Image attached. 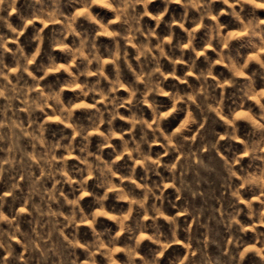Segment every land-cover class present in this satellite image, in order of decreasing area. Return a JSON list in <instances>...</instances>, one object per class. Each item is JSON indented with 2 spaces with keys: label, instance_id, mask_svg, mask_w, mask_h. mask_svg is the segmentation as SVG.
I'll use <instances>...</instances> for the list:
<instances>
[{
  "label": "rangeland",
  "instance_id": "374dc122",
  "mask_svg": "<svg viewBox=\"0 0 264 264\" xmlns=\"http://www.w3.org/2000/svg\"><path fill=\"white\" fill-rule=\"evenodd\" d=\"M110 3L112 0H105V3L92 0L89 8L84 0H14L12 7L5 4L0 11L5 17L0 20V91L3 92L0 95V211L8 218L0 219L3 232L0 242L11 243L18 264H91L93 258L96 264H127L126 248L130 246H137L135 259L148 264L153 259L160 264H264V220L261 219L264 192L258 186L264 176V161L259 159L264 156V148L259 147L264 145V130L258 127V123H264L261 118L264 112L261 108L264 105V47H259L256 39H247L245 31L236 26L237 21L225 11L229 3L216 0L213 6L214 11L220 13L221 22L229 25L221 32L223 44L219 48L215 43H206L211 37L204 23L210 21L192 23L199 16L195 9L188 11L183 28L179 23L174 24L175 39L187 41V29L196 33L194 43L198 51L192 53L186 48L185 60L195 55L198 67L206 68L205 55L213 59V73L208 80L211 85L209 103L214 110L203 119L201 131L206 140L217 143V148L209 151L205 147L202 155L191 161L185 160L181 152H167L163 160L173 168L161 167L160 175L148 174L150 181L163 187V199L156 201L163 205L164 211V215L156 216L159 239H156V228L149 227L147 231L137 228L133 233L118 225L120 206L126 207L127 201L112 198L115 185L106 190L98 188L91 172L80 171L86 167L79 151L81 137L72 131V121L65 120L55 101L49 99L43 103L41 93H61L65 106L74 101L71 104V111L75 113L73 119L86 126L90 124L88 116L94 111L92 96L78 99L79 88L71 83L69 74V66L75 72L79 61L68 49L80 47V37L71 29L81 35L91 33L89 40L93 36L96 38L105 71L113 77L111 53L116 48L115 40L106 30H95L98 26L86 19L92 13L104 23L111 22L113 28L124 31L126 26L120 24L115 13L107 7ZM148 7L152 16H144L141 25L145 31L149 27L156 29L154 42L156 34L167 38L165 21L175 17L179 22L185 16L182 0H171L166 13L165 0H153ZM158 13L162 15L157 27L154 17ZM146 38L138 36L137 39ZM120 43L127 47L130 57L135 55V41L125 43L121 40ZM224 53L232 58V68L228 60L221 58ZM163 64L166 71L171 70L167 59ZM121 68L125 83L133 81L132 72L123 63ZM185 68L177 61V75H187L188 80L167 76V90L200 88L201 82L196 75L186 72ZM96 78L93 73L87 80L94 82ZM80 79L83 81L85 77ZM102 83L106 86L108 82ZM128 94L126 87H121L117 93L122 97ZM156 98L168 101L165 95ZM96 103L103 106L98 97ZM120 111L128 115L127 108L122 107ZM168 124L173 131L179 127L173 117L168 119ZM120 126L129 125L117 119L116 127ZM107 127L102 124L99 129L89 128L90 151L96 152L101 133ZM226 131L233 135L226 136ZM127 135L125 133V138ZM112 142L119 144L120 137L113 136ZM68 144L74 146L73 150L69 151ZM199 144L197 139L193 150ZM187 147L184 145V151ZM152 149L154 153L164 151L160 144H153ZM112 151L111 146L105 147L103 158L111 160ZM25 153L31 155L25 157ZM60 157L66 161V175H52L55 169L63 166ZM131 163L126 156L119 159L116 181L128 173ZM143 175L137 163L133 180L139 183ZM81 179L88 185L87 192L79 190ZM105 191L109 199L104 208L96 203L94 196L85 195ZM234 192L239 195H233ZM77 196L82 212L77 213L74 223H68L66 217L73 210L68 201ZM249 200L252 201L251 209ZM171 217H175V224ZM139 220L146 225L152 224V214L146 212ZM131 224L137 225V219ZM0 257L16 264L6 248H0Z\"/></svg>",
  "mask_w": 264,
  "mask_h": 264
},
{
  "label": "clouds",
  "instance_id": "9594fccd",
  "mask_svg": "<svg viewBox=\"0 0 264 264\" xmlns=\"http://www.w3.org/2000/svg\"><path fill=\"white\" fill-rule=\"evenodd\" d=\"M87 7H92V0H84ZM153 0H112V3L107 7L115 13L117 20L120 24L125 25L124 31L112 27V23H104L103 19H98L95 14L89 13L86 19L91 24L98 26L95 30H106L107 34L112 36L115 40L116 48L111 53V59L115 75L109 77L105 71L104 58L97 50L96 38L93 36L89 40L91 33L81 35L75 29L71 31L80 37V47L69 48L68 51L72 52L79 61L77 71H71L69 66V74L71 83L77 84L79 92L78 99H84L89 95L92 96L93 103L91 107L94 111L89 113V125L77 123L74 120L75 113L71 111V104L74 101H69L65 106L61 99V93L52 95H45L41 93L43 103L46 104L49 99L55 101L57 109L64 116L65 120L72 121V131L81 137V145L79 151L82 154V161L86 165L85 168L80 169L82 173L91 172L97 180V187L107 189L111 185H115L112 193V198L120 201H127V206H120L121 215L116 219V223L120 225L125 231L135 232L139 230L147 231L149 227L156 228V239H159V226L156 223L157 214L164 215L163 205L157 204V200L163 199V187L161 184L150 181L149 173H156L160 175L161 167L172 169L173 165L165 163L163 156L167 152H181L185 160L191 161L195 156L202 155L205 147L209 151L217 148V143L208 141L202 133L204 128L203 119L213 111V105L209 103L211 93L209 91L211 85L209 83V76L213 73V59L205 55L204 59L207 61L206 68H200L197 64V57L193 55L188 60H185V49L190 52L196 53L198 51L196 44V33L191 29L188 32L187 41L183 39H175L174 24L179 23L181 28L184 27V22L188 19L187 13L191 9H195L199 14L197 19H193V24L204 23V27L209 30L208 35L211 39L206 41L207 44H216L217 48L223 44L222 30L228 29L229 25L222 23L220 20V13L214 11V4L216 0H182L185 9V16L179 22L173 17L172 20L165 21L168 25L167 38L156 34V40L153 41V35L156 33L155 28H147L145 31L141 25V20L144 16H152L149 11V4ZM171 0H165V13L167 12V5ZM224 3H229L230 7L225 9L237 21L236 26L242 31H245L247 39L258 40V46L264 47V4L262 0H222ZM5 4L12 7L14 0H0V11H3ZM162 14H156L157 27L160 24ZM215 17L214 20L211 18ZM5 19L0 15V20ZM10 26V25H9ZM138 36H146V39L138 40ZM175 39V43L173 40ZM125 43L135 41L136 52L133 57L129 56L127 47H122L120 41ZM90 45V47H89ZM187 45V46H186ZM67 47V46H66ZM87 48V51L85 49ZM178 51V55L176 54ZM222 59L229 61V67H233L232 58L226 53L222 54ZM167 59L171 64V70L166 71L164 68L163 60ZM177 61L186 66V72H192L196 78L201 82L199 89L192 87L191 91L176 87L172 90H167L166 80L167 76H172L176 80H188L187 75H177ZM124 64L129 71L132 72L134 80L125 83L122 79L121 64ZM82 65V67L80 66ZM94 65V67H93ZM96 75L94 82H89L87 77ZM81 77H85L81 81ZM107 81L105 86L102 82ZM143 85V87H141ZM63 87V85H61ZM121 87L128 89V96H118L117 93ZM0 95L3 92L0 91ZM165 95L168 101H159L156 97ZM97 97L103 102V106L96 103ZM144 105L148 108L145 109ZM195 105V108H193ZM40 107V104L36 105ZM124 107L128 109V115H123L120 109ZM264 109V105H261ZM150 110V111H149ZM179 114V115H177ZM174 118V121L179 122V127L173 131L169 127L168 119ZM261 118L264 119V112L261 113ZM117 119L127 121L128 127H116ZM102 124H106L107 130L101 133L102 139L97 144L96 152L90 151L91 137H89V128L99 129ZM175 125L173 124V127ZM258 127L264 130V123H258ZM127 133V138H125ZM192 133H195L193 135ZM226 136L231 137L233 133L225 132ZM113 136L120 137L119 144H113ZM2 139V137H0ZM200 140V144L193 150V144ZM160 144L164 151L153 152L152 145ZM184 145H187V151H184ZM107 146L112 147V159L105 160L103 158V149ZM73 145L68 144L69 151L73 150ZM259 147L264 148V145ZM51 151V150H50ZM25 157L31 154L25 153ZM132 163L129 165L127 174L120 176V181L114 179L118 171V161L121 157H125ZM43 159V158H42ZM63 162V166L55 169L52 175L56 173H64L66 168V161L63 157L59 158ZM264 161V156L259 157ZM49 164L52 160L49 158ZM143 169L144 175L141 177V182L137 183L133 180L136 176V166ZM43 175V173H42ZM127 183H124V182ZM70 182V178H69ZM59 183V181H57ZM82 192H87L88 185L81 179L78 181ZM18 187L19 185H15ZM259 189L264 192V176L258 182ZM139 189V191H137ZM159 193V194H158ZM94 196L96 203L101 207H106L105 202L109 199L107 191L100 193H87ZM233 195H239V192H234ZM55 199V197H52ZM152 201L149 203V201ZM73 206L71 215L66 217L68 223H74L78 212H82L80 206V197L77 196L73 200L68 201ZM249 208L252 207V201H248ZM264 206V200L261 201ZM2 206V200H0ZM150 212L152 214V224H143L139 218L144 213ZM239 214V210L237 212ZM63 215V213H59ZM82 219H87V216H81ZM136 218L137 225L133 226L131 221ZM0 219L8 220V218L0 211ZM264 220V216H261ZM173 224H175V217H171ZM11 223V221H8ZM95 222V218H93ZM67 224H65V227ZM14 234V233H13ZM0 236L3 232L0 231ZM136 247L130 246L126 248V254L129 256L127 264H148L147 261H137ZM0 248H6L9 257L18 264V257L13 256L12 245L8 243L5 245L0 242ZM0 264H11V261L0 257ZM91 264H96L95 259H92ZM151 264H160L158 260L153 259Z\"/></svg>",
  "mask_w": 264,
  "mask_h": 264
},
{
  "label": "snow or ice",
  "instance_id": "6c2138e0",
  "mask_svg": "<svg viewBox=\"0 0 264 264\" xmlns=\"http://www.w3.org/2000/svg\"><path fill=\"white\" fill-rule=\"evenodd\" d=\"M97 3H105V0H96ZM261 7H264V4L260 5ZM187 46V45H186ZM264 51V49H262ZM240 75H243V73H240ZM87 195V193L85 194ZM23 211V210H22Z\"/></svg>",
  "mask_w": 264,
  "mask_h": 264
}]
</instances>
